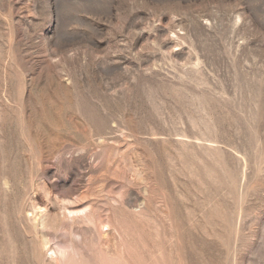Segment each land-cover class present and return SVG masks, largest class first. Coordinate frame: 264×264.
I'll list each match as a JSON object with an SVG mask.
<instances>
[{
  "label": "rangeland",
  "instance_id": "374dc122",
  "mask_svg": "<svg viewBox=\"0 0 264 264\" xmlns=\"http://www.w3.org/2000/svg\"><path fill=\"white\" fill-rule=\"evenodd\" d=\"M72 238L79 264H264V0H0V264Z\"/></svg>",
  "mask_w": 264,
  "mask_h": 264
},
{
  "label": "bare ground",
  "instance_id": "6f19581e",
  "mask_svg": "<svg viewBox=\"0 0 264 264\" xmlns=\"http://www.w3.org/2000/svg\"><path fill=\"white\" fill-rule=\"evenodd\" d=\"M62 202H60L59 204H61ZM66 202H67V204L71 203L69 200ZM72 203H71V205H72ZM67 204H65V202H64V204H62L60 206V208H59L60 214H57L55 216V221H57L59 223L58 226H62V225L66 224V228L67 229L69 228V230L67 232H69V231L71 232L70 235L72 234L73 236L74 235L79 236L81 229L79 227H77L78 222H90V223H92V221L93 222L95 221L94 213L92 210L93 207H91L92 204L90 205L89 202H85L82 205H80L79 207H75V206L69 207ZM35 210H37V211L35 212L34 216L32 213L33 219L36 221V225L39 227V229L43 230L47 225V220H48L47 210L45 207H42V206H38ZM100 224H101V228L99 231L102 234H104L105 231L103 230V227L108 226V221H106V220L104 222L102 221ZM44 236L41 238L40 242L42 244V247L45 248V245H47V243H48V238H46V235H44ZM47 237L50 238V236H47ZM75 239L72 238L71 239L72 243H70L68 246L63 247L62 244H64V243H62L61 244L62 246L58 245L56 248L53 249V252L51 250L50 252H52L53 254L50 255V259H48V260L55 261V264L56 263L57 264H79V262H75V260H74L75 257L78 256V251H77L76 247L74 246V243L76 242ZM55 246H56V244H55Z\"/></svg>",
  "mask_w": 264,
  "mask_h": 264
}]
</instances>
